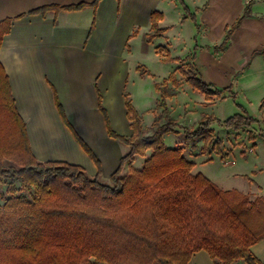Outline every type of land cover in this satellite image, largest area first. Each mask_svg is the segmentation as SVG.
I'll return each mask as SVG.
<instances>
[{"label": "trees", "instance_id": "1", "mask_svg": "<svg viewBox=\"0 0 264 264\" xmlns=\"http://www.w3.org/2000/svg\"><path fill=\"white\" fill-rule=\"evenodd\" d=\"M179 1L189 14L185 2ZM49 10L58 7L34 13ZM162 17L153 15L156 20ZM11 22L0 23V47ZM195 81L209 98L224 94L211 90L201 78ZM128 109L133 136L109 131L130 147L109 184L75 165L40 163L32 155L26 124L0 62V183L8 182L10 195L0 207V264H189L202 250L214 264H264L252 251L264 240V197L251 201L240 191L221 190L205 175L193 174L195 165L182 150L163 142L174 123L158 126L147 136L129 101ZM254 123L249 114H236L221 126L246 131ZM205 131L212 136L205 126L194 137ZM148 150L153 154L143 168H133L135 158L145 157ZM5 159L18 168L5 167ZM127 164L130 170L124 174Z\"/></svg>", "mask_w": 264, "mask_h": 264}, {"label": "crops", "instance_id": "2", "mask_svg": "<svg viewBox=\"0 0 264 264\" xmlns=\"http://www.w3.org/2000/svg\"><path fill=\"white\" fill-rule=\"evenodd\" d=\"M174 2L184 12L178 23L191 20L198 33L203 34L208 27L205 13H194L187 6V14L179 0H0V23L12 21L0 47V62L9 78L17 112L26 124L32 155L38 162L67 163L81 167L91 178L100 175V179L110 180L130 147L109 131L131 138L133 121L128 101L139 114L143 113L152 109L162 89L160 78L149 69L147 59H180L172 52L178 26L171 19ZM79 5L84 6L65 9ZM46 6L58 10L34 13ZM156 12L162 14L160 20L153 19ZM187 59H197L206 84L227 88L229 72L235 75L205 49L197 50L193 56L189 54ZM148 70L155 77L147 75ZM224 129L227 134L232 131L241 136L246 132ZM247 131L256 136L252 128ZM261 136L264 138L263 133ZM227 141L234 143V138L224 140L219 151L220 163L228 171L222 182L201 174L224 191L260 192L261 183L254 171L233 170L238 158ZM254 152L255 148L249 147L239 158L243 156L247 161ZM138 159L142 157L135 158V169L144 166H135ZM129 170L127 164L123 173ZM229 183L235 186L231 188ZM252 251L264 263V240ZM189 264H214V260L202 250L193 255ZM233 264L247 263L239 260Z\"/></svg>", "mask_w": 264, "mask_h": 264}, {"label": "rangeland", "instance_id": "3", "mask_svg": "<svg viewBox=\"0 0 264 264\" xmlns=\"http://www.w3.org/2000/svg\"><path fill=\"white\" fill-rule=\"evenodd\" d=\"M184 1L194 13H205L208 27L205 26L203 34H199L191 20L182 25L178 23L184 12L181 5L174 2L172 10L175 13L171 19L178 26L172 52L180 59H147L149 69L160 78L158 83H161L162 89H159L160 93L152 109L140 113L142 124L146 128L147 136H152L158 126L164 129L168 128V124L174 123L173 131L162 136L165 146L181 149L184 157L194 163L193 172L204 173L218 183L222 182L221 179L228 172L220 163L219 151L224 140L234 138V143L227 141L228 148L234 149L238 158L233 170L243 173L254 171L261 183V193L242 192L251 201H255L264 197V138L261 136L264 134V0ZM202 13L200 22L203 21ZM204 49L212 59H221L235 71V75L232 72L228 74V83L225 85L227 88L207 84L213 91L223 90L222 97L215 95L209 98L195 86L196 78L203 81L204 78L196 64L197 59L187 58L189 54L193 56L197 50L200 52ZM148 73L150 77H155L153 73ZM242 76L244 78L241 79ZM146 100L148 105L149 99ZM236 114H249L255 118L252 132L256 136L247 130L242 134L243 137L232 131L228 134L224 132L221 123ZM205 126L209 128L212 136L208 137L209 134L205 131L194 137ZM249 147L255 148L250 158L247 161L243 156L239 158L244 155L243 152H248ZM152 154L153 151L148 150L145 157L136 161L135 166H143ZM11 165L18 168L12 161L4 163L5 167ZM101 181L110 183L105 178ZM17 186L20 189L21 183L18 182ZM229 186L232 188L235 185L229 183ZM7 189L8 182L0 183V207L3 206L4 199L10 196ZM20 192L28 195L26 191Z\"/></svg>", "mask_w": 264, "mask_h": 264}]
</instances>
